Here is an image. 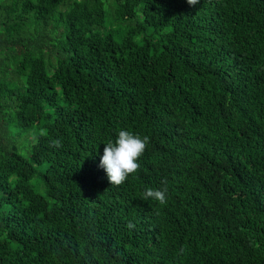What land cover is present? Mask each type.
Masks as SVG:
<instances>
[{"label":"trees","instance_id":"trees-1","mask_svg":"<svg viewBox=\"0 0 264 264\" xmlns=\"http://www.w3.org/2000/svg\"><path fill=\"white\" fill-rule=\"evenodd\" d=\"M0 264H264V0H0Z\"/></svg>","mask_w":264,"mask_h":264},{"label":"clouds","instance_id":"clouds-1","mask_svg":"<svg viewBox=\"0 0 264 264\" xmlns=\"http://www.w3.org/2000/svg\"><path fill=\"white\" fill-rule=\"evenodd\" d=\"M189 6L197 0H186ZM148 142L147 136L141 137L128 130L121 129L115 140L107 141L99 156L98 167L103 170L110 185H120L126 178L136 172L139 167L138 159L142 155ZM54 146H59V141H54ZM142 196L144 199H153L164 203V193L160 190L145 188Z\"/></svg>","mask_w":264,"mask_h":264}]
</instances>
